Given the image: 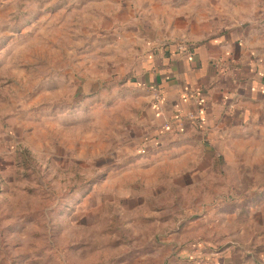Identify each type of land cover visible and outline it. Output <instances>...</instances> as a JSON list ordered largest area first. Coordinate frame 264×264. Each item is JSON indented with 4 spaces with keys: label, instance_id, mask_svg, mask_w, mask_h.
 Masks as SVG:
<instances>
[{
    "label": "rangeland",
    "instance_id": "374dc122",
    "mask_svg": "<svg viewBox=\"0 0 264 264\" xmlns=\"http://www.w3.org/2000/svg\"><path fill=\"white\" fill-rule=\"evenodd\" d=\"M251 25L264 0H0V264L263 258L264 170L237 189L203 151L151 157L121 92L153 51Z\"/></svg>",
    "mask_w": 264,
    "mask_h": 264
},
{
    "label": "crops",
    "instance_id": "0c3cea01",
    "mask_svg": "<svg viewBox=\"0 0 264 264\" xmlns=\"http://www.w3.org/2000/svg\"><path fill=\"white\" fill-rule=\"evenodd\" d=\"M153 52L121 91L124 100L141 99L147 104L140 123L149 130L143 138L148 155L162 150L157 155L160 160L185 162L184 156L195 160L203 151L208 159L212 155L221 159L216 175H226L229 170L223 168L229 167L237 189L242 187L237 178L254 180V169L264 170V28L251 25L224 31L208 42L191 45L189 55L170 45ZM150 87L161 95L158 104L151 101ZM194 99L199 100L197 108ZM177 112L182 116L180 124L174 120ZM189 113L194 120L187 118ZM166 123L171 131L163 129ZM207 168L201 163L194 175L205 177ZM251 190L264 199V183ZM244 256L243 264H264V256ZM218 258L230 264L234 255L219 252L209 262Z\"/></svg>",
    "mask_w": 264,
    "mask_h": 264
},
{
    "label": "built area",
    "instance_id": "2783aa9c",
    "mask_svg": "<svg viewBox=\"0 0 264 264\" xmlns=\"http://www.w3.org/2000/svg\"><path fill=\"white\" fill-rule=\"evenodd\" d=\"M176 52L189 55L190 52H191V45H179V46H176ZM149 91H150L151 96H152L151 97L152 98L151 99L152 103L153 104H158L160 102V100H161V95H160L159 91L156 88H154V87H150ZM194 101H195L194 104H195L196 108L199 107V100L194 99ZM187 118L194 120L195 116H194V114L189 113V114H187ZM174 120L179 121V124H180V122L182 120V116H181L180 112H177L175 114ZM163 129L165 131H171L170 124H168V123L164 124L163 125ZM140 154L141 155L145 154V148H142L140 150Z\"/></svg>",
    "mask_w": 264,
    "mask_h": 264
},
{
    "label": "trees",
    "instance_id": "16d2710c",
    "mask_svg": "<svg viewBox=\"0 0 264 264\" xmlns=\"http://www.w3.org/2000/svg\"><path fill=\"white\" fill-rule=\"evenodd\" d=\"M210 159L212 160V164L214 165V167H213V165H212V167L215 170L220 169V167L222 166L221 159L220 158H215L214 155H212ZM212 253L216 254V253H219V252H212ZM221 262H222V260L220 258L214 259V264H222Z\"/></svg>",
    "mask_w": 264,
    "mask_h": 264
},
{
    "label": "water",
    "instance_id": "95a60500",
    "mask_svg": "<svg viewBox=\"0 0 264 264\" xmlns=\"http://www.w3.org/2000/svg\"><path fill=\"white\" fill-rule=\"evenodd\" d=\"M98 89V84L97 83H89L87 85L83 86V91L87 92V94H93L96 90Z\"/></svg>",
    "mask_w": 264,
    "mask_h": 264
}]
</instances>
